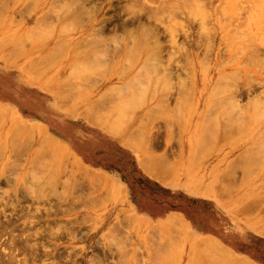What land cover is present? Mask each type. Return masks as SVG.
Returning a JSON list of instances; mask_svg holds the SVG:
<instances>
[{
  "label": "rangeland",
  "instance_id": "obj_1",
  "mask_svg": "<svg viewBox=\"0 0 264 264\" xmlns=\"http://www.w3.org/2000/svg\"><path fill=\"white\" fill-rule=\"evenodd\" d=\"M88 1L80 16L71 0H0V232L10 227L0 253L16 254L11 264H241V254L264 264V0H164L146 21L158 45L120 27L126 1ZM100 128L126 129L146 166L210 199L137 180L134 200L152 217L142 221L123 184L97 169L128 174ZM95 149L96 159L77 157ZM168 210L184 212L181 242L166 236L170 218L157 220ZM201 240L228 259L200 251Z\"/></svg>",
  "mask_w": 264,
  "mask_h": 264
},
{
  "label": "bare ground",
  "instance_id": "obj_2",
  "mask_svg": "<svg viewBox=\"0 0 264 264\" xmlns=\"http://www.w3.org/2000/svg\"><path fill=\"white\" fill-rule=\"evenodd\" d=\"M71 1H73L74 3V5H75V12L74 13H79V12H81V13H83V11L85 10V9H87L86 7V3H89V1L87 2V0H71ZM108 1V0H107ZM124 1H126V3H124L123 5H120L119 6V8H117L118 9V11L115 13L116 15H119L120 13L119 12H127V13H129L130 15H129V17L128 18H126V20H122V21H126V23H120V27H125L126 26V32H127V30H128V33H129V35L130 36H132L133 35V33H132V31H133V27L135 28V30H137L138 28L137 27H142V28H144V30H146V31H144L145 32V35H147V34H149V32L152 34H150L149 36V38H151L152 37V39H153V36H154V38H155V36H156V38L158 39V34H157V26H149L147 23H146V21H148V20H150L151 18H152V13H154V12H156L157 10L158 11H161L162 9H166V8H164V6L162 5V6H160L162 3L164 4V0H160V2L158 1V3H159V5H157V6H153L152 4H153V2H155V0H124ZM188 1H190V2H188ZM185 2H186V4L185 5H187V3H191V0H185ZM161 3V4H160ZM168 3V2H167ZM179 3H182L181 5H182V8H186L185 7V5H184V1L182 2V0L181 1H179ZM194 2H192V5H195V3L193 4ZM140 5H141V9H143L144 10V12H142V13H139L137 10H134V8H137V7H139L140 8ZM172 5V4H171ZM170 5V6H171ZM180 5V6H181ZM183 5H184V7H183ZM167 6V5H166ZM179 6V7H180ZM112 7V6H111ZM191 7H193V6H191ZM73 8V7H72ZM160 8H161V10H160ZM171 9H173L174 8V6L173 7H170ZM176 8V7H175ZM177 10H181V9H179L178 8V6H177V8H176ZM113 10H115V9H113ZM168 10V9H167ZM175 10V9H174ZM157 11V12H158ZM170 11V13H172L173 11L172 10H169ZM172 11V12H171ZM156 12V13H157ZM73 13V12H72ZM74 13H73V15H74ZM175 13V12H174ZM174 13H172V14H174ZM177 13V12H176ZM175 13V14H176ZM191 13V12H190ZM80 14V13H79ZM78 14V15H79ZM155 14V13H154ZM171 14V15H172ZM177 14H179V13H177ZM176 14V15H177ZM182 14V13H181ZM192 14V13H191ZM191 14H189V15H191ZM66 15V14H65ZM64 15V16H65ZM71 15V14H70ZM128 15V14H127ZM144 15H146V16H144ZM176 15H174V16H176ZM182 15H184V13L182 14ZM185 15H186V13H185ZM189 15H187V16H189ZM80 16H81V14H80ZM173 16V15H172ZM63 17V16H62ZM74 17H79V16H77V15H74ZM61 18V17H60ZM187 18V17H186ZM187 20H188V18H187ZM189 21H190V19H189ZM131 26H133L132 28H130ZM137 28V29H136ZM147 29H148V33H146L147 32ZM165 29V28H164ZM165 30H168V33L170 32L169 31V29H165ZM140 31H142V29L140 30ZM144 32H140L141 33V35H142V33H144ZM139 33V34H140ZM128 35V34H127ZM169 35V34H168ZM174 35V34H173ZM172 34L171 35H169V36H173ZM129 36V37H130ZM140 36V35H139ZM175 36V35H174ZM174 36H173V38L172 39H174ZM136 37V36H135ZM146 37V36H145ZM167 37V36H166ZM206 37H208V36H206ZM148 38V37H147ZM155 38V39H156ZM171 38V37H170ZM169 37H167L166 39H170ZM136 39V38H135ZM157 39L154 41L155 43H157L156 41H157ZM165 39V40H166ZM130 40V42H131V46H130V42H129V46L130 47H132V49H134L135 47V45H136V41L134 40V37H131V39H129ZM146 40V39H145ZM144 40V41H145ZM164 40V39H163ZM171 42V41H170ZM169 42V43H170ZM174 42V41H173ZM176 42V41H175ZM174 42V43H175ZM128 45V44H127ZM157 45H158V43H157ZM156 45V46H157ZM176 45V46H175ZM174 45V47L176 48V47H178L177 46V44H175ZM163 47V46H162ZM164 48V47H163ZM135 49H138V47L137 48H135ZM135 49H134V51H135ZM138 51V50H137ZM137 51H136V53H137ZM129 54H131L129 51H127ZM134 53L135 52H133V55H134ZM135 53V54H136ZM141 54V53H140ZM52 55V54H51ZM51 55H50V57H51ZM54 55H52V57H53ZM148 56V58H150L149 57V55H147ZM133 59H134V57L135 56H131ZM144 57V56H143ZM136 59V58H135ZM138 59V58H137ZM145 60L147 59V58H144ZM203 63V62H202ZM204 64V63H203ZM223 77H225V75L223 74V76L221 77V78H223ZM226 78V77H225ZM225 78H223V79H225ZM219 81V80H218ZM217 81V82H218ZM216 82V83H217ZM221 82V81H220ZM217 85H218V83H217ZM216 87V86H215ZM218 87V86H217ZM119 107H124L123 106V104H120V105H118ZM1 110V109H0ZM4 112V111H3ZM7 113V112H6ZM5 113V114H6ZM10 115V113L8 114V116ZM11 116V115H10ZM16 116V115H15ZM13 117H14V114H13ZM14 119V118H13ZM12 119V120H13ZM16 119V118H15ZM17 120V119H16ZM14 122H16V121H14ZM10 123V122H9ZM17 123V122H16ZM11 124H13V121H12V123ZM23 124V122L21 123V124H19V121H18V124H16V125H20L19 127L18 126H16L17 128L15 129V130H13V131H15V133L16 132H18L19 133V131H20V133L19 134H21V131H22V129H24L23 127L25 126H23L22 125ZM11 126V125H10ZM10 126H9V128H10ZM23 126V127H22ZM12 127V126H11ZM21 127V128H20ZM26 127V126H25ZM20 129V130H19ZM17 130V131H16ZM19 130V131H18ZM32 129H30V131H31ZM40 130V128L38 129V132L39 133H41V131H39ZM114 130V129H113ZM24 131V130H23ZM29 131V130H28ZM27 131V133H25V135H27V136H29V132ZM114 131H116V130H114ZM113 131V132H114ZM24 135V136H25ZM30 135H31V137H32V135H33V133L31 134L30 133ZM27 136H26V138H27ZM30 137V136H29ZM42 137H44V136H42ZM45 138V137H44ZM43 138V139H44ZM45 141H47V139L45 140ZM42 143H44V140H42L41 141ZM41 142H40V144H41ZM46 144L47 143H49L48 141L47 142H45ZM44 143V144H45ZM44 144H41V145H39L40 147L43 145V146H45L46 148L48 147V144H47V146L46 145H44ZM136 146H137V144H136ZM52 147V146H51ZM138 147V146H137ZM45 149V148H44ZM38 152H40V150H38ZM146 161V160H145ZM144 161V162H145ZM144 162L142 161L141 162V165L146 169V171L151 175V176H153V177H155V176H157L158 177V175L157 174H159V172H161V170H165L164 169V167L162 166V165H160V164H155V170H153V169H150L151 167H148V166H146L145 164H144ZM97 175V174H96ZM91 176V175H90ZM93 176V175H92ZM91 176V177H92ZM97 176H99V175H97ZM89 177V176H88ZM101 177V176H100ZM90 178V177H89ZM94 178L96 179V177L94 176ZM99 178V177H98ZM88 179V178H87ZM99 179H102L103 180V177L102 178H99ZM98 179V180H99ZM104 179H105V177H104ZM102 180H101V182H102ZM88 181H89V179H88ZM92 181V180H91ZM94 181H92V182H90V183H93ZM97 182V181H96ZM100 181L98 182V183H101ZM89 183V182H88ZM101 184H103V183H101ZM101 184H97L98 186V188H100V185ZM91 185H93V184H91ZM105 186V185H104ZM107 188V187H106ZM97 188H95V190H96ZM101 189V188H100ZM112 189V188H111ZM105 191H106V189H105ZM104 191V192H105ZM112 191V190H111ZM117 191H118V189H117ZM103 192V194H105ZM116 192V191H115ZM106 193H107V191H106ZM107 194H109V193H107ZM97 196H98V194H96ZM106 195V194H105ZM110 195V194H109ZM109 195H107V196H105V197H107L106 199H108L109 198ZM210 195V194H209ZM100 197V196H99ZM104 197V196H103ZM101 198V197H100ZM103 199V198H102ZM102 199H100V200H102ZM105 199V200H106ZM99 200V201H100ZM104 201V200H103ZM102 201V202H103ZM130 220H132V219H130ZM1 221V220H0ZM9 221V220H8ZM8 221H7V223H8ZM133 221V220H132ZM3 221H1L0 223H2ZM10 222V221H9ZM12 222V221H11ZM15 222V221H14ZM4 223V222H3ZM27 223H29V222H27ZM12 224V223H11ZM30 224V223H29ZM166 225H167V223H165ZM164 224V225H165ZM175 224V226H178V227H175V226H172V225H174ZM177 224V225H176ZM7 227L6 228H9L10 229V227H8V224H5ZM12 225H15V224H12ZM165 225V227H166V230H167V233H165V235L166 236H168L170 233H172L173 231H176V228L177 229H179L180 227H181V229L180 230H178L179 232L181 231V234L178 232V231H176V233L174 232V234L175 235H177V233H178V235H177V239L179 240L181 237H178L179 236V234L180 235H183V233H185V230L187 229V226H188V224H187V222L184 220V219H182V217H180V216H172V217H170V219H169V223H168V226H166ZM169 225H171L172 227H170ZM2 226H4V224L3 225H1V228L4 230V229H6V228H3ZM10 226V225H9ZM158 226V225H157ZM157 226H155V227H153V229L152 230H156V227ZM12 227V226H11ZM164 227V228H165ZM167 227H170V228H167ZM173 227H175V228H173ZM189 227V226H188ZM13 228H15V226H13ZM13 228H12V230H13ZM28 228V227H27ZM27 228L25 229V228H22V229H25V230H27ZM155 228V229H154ZM171 228H173L172 229V231H171ZM2 229H1V232H2ZM151 229H150V231H151ZM159 229V230H158ZM157 230L158 231H160V235H161V230H160V228H158L157 227ZM7 231V230H6ZM21 231H23V230H21ZM157 231V232H158ZM182 231H184V232H182ZM0 232V233H1ZM4 232V231H3ZM9 232H11V231H9ZM152 232V231H151ZM165 232V231H164ZM157 234H159V233H157ZM173 234V233H172ZM172 234H170V236L172 235ZM164 235V236H165ZM185 235V234H184ZM27 238V237H26ZM23 239V238H22ZM14 240V239H13ZM17 240V239H16ZM21 240V239H20ZM204 240H206V239H204ZM24 241H25V238H24ZM180 242L182 241V239L181 240H179ZM202 241V240H201ZM11 242V241H10ZM22 242V241H21ZM27 242V244L29 243L28 241H25L24 243H26ZM204 241H202V243H203ZM12 244H14L13 242H12ZM10 245H11V243H10ZM29 245H30V243H29ZM33 245H34V243H33ZM201 245V244H200ZM16 246V245H15ZM12 246H8L7 248H11ZM30 247L32 248V244L30 245ZM34 248H36L35 246H33ZM12 248H14V246L12 247ZM5 249V248H4ZM200 251H210V253L211 252H214V254H216V252L218 251V254H219V256L221 255V256H223V257H221L222 259H220V260H224L225 258L226 259H228V254L227 253H225L226 251H223L222 249H220V248H218V245H217V243L216 242H214V241H208L207 243H206V241L203 243V245L200 247ZM0 250H2V248L0 249ZM6 250V249H5ZM32 250V249H31ZM15 251V250H14ZM220 251V252H219ZM8 252H10V251H8ZM12 252V251H11ZM33 252V251H32ZM35 252H36V250H35ZM195 252V251H194ZM1 253H3V256H6L5 254H7V252L6 251H2ZM0 253V254H1ZM5 253V254H4ZM15 253V252H14ZM31 253V252H30ZM221 253V254H220ZM59 254V253H58ZM227 254V255H226ZM14 255V254H13ZM16 255V254H15ZM15 255H14V257L13 256H10V254L8 255L7 254V259L5 258V259H2L3 257L2 256H0L1 258H0V264H11V262L12 261H16L18 258H16L15 257ZM18 255V254H17ZM213 255V254H212ZM24 256H25V254H24ZM23 256V257H24ZM28 256V255H27ZM30 256V255H29ZM32 256V255H31ZM31 256H30V258H31ZM35 256H37V254H35ZM40 257H41V255H39ZM22 257V258H23ZM26 257V256H25ZM214 257H215V255H214ZM225 257V258H224ZM16 258V259H15ZM22 258H20V259H22ZM29 258V257H28ZM32 258H34L33 256H32ZM31 258V259H32ZM39 258V257H38ZM58 258H60V255H59V257ZM216 258V257H215ZM224 258V259H223ZM26 262L28 261V260H26L25 258H23ZM35 259V258H34ZM19 260V259H18ZM17 260V261H18ZM23 260V261H24ZM40 260V259H39ZM42 260V259H41ZM40 260V261H41ZM216 260L218 261V259L216 258ZM219 260V261H220ZM230 260V259H229ZM30 261V260H29ZM28 261V262H29ZM32 261V260H31ZM27 262V263H28ZM33 263H34V261H32ZM38 261H36V263H37ZM45 262V264H46V261H44ZM17 262H15V264H16ZM20 263V262H19ZM26 263V264H27ZM40 263V262H39ZM47 263H49V261L47 262ZM20 264H23L22 262L20 263ZM241 264H251V262L248 260V259H246V258H244L243 259V262L241 263Z\"/></svg>",
  "mask_w": 264,
  "mask_h": 264
},
{
  "label": "crops",
  "instance_id": "obj_3",
  "mask_svg": "<svg viewBox=\"0 0 264 264\" xmlns=\"http://www.w3.org/2000/svg\"><path fill=\"white\" fill-rule=\"evenodd\" d=\"M86 123H88L93 128H99V127H96L97 125H95L93 123H89L87 120H86ZM101 130H102L101 132L106 136V138H108L112 142H116L118 144V146H120L123 149L124 153L126 154V161H127V163H126V171L128 170V174H126V178H125V176L124 177H120L118 175V172H117L118 169H116V168H114L116 171L113 170V172H109L106 169L104 170L101 167H98L97 169H100L101 171L106 172V175L108 177H112L114 179H118V181H120L123 184L124 189L126 190V196H127L126 200H128L126 202V207H128V206L129 207H133L136 210V213H138V216L142 219V221L146 222L149 219L151 220L152 217L147 212L140 210L141 205L140 204L138 205L136 203V201L134 200L135 193H133V192L135 190L133 189V185L132 184L134 182L136 183L137 180H138L137 182L142 181L143 183H147V181H150L154 185L158 184V185H160V186H162L164 188H166V186H169V185H174V187H176V188L180 187L181 188L180 190L184 193L185 197L186 198H190L191 200H193L194 198H200V199H203V200H209L210 199V197L207 196L206 193L205 194H200V193H196L193 190L189 189L188 187H186L185 185H183L181 183V180H179V179L177 180L174 177V174L167 173V172H165V170H161V172H159V174H157L158 177L157 176L153 177L154 175L151 176L146 171V169L141 165L142 161L143 162L145 160L147 161L146 156L142 152L135 151L132 148L126 146V129H124V131H123V133L121 135V138L116 137V136L112 135L111 133H108L103 128ZM77 153H78L77 157L80 158L82 161H90V160L96 159L98 157V151L96 149L94 150V152H90V153H86V154H82V153L79 154V152H77ZM146 161L144 162V164L146 163ZM90 167H93V166H90ZM139 192H141V190H139ZM138 195L140 197L147 196L144 193H138ZM151 200H156V199L154 197ZM158 202H160V204H162V205H163V203H164V205H166V203H165L166 201L162 200V202H161V201L158 200ZM180 213H184V212L179 211V210H168V212H166L165 214L163 213L164 216H160V218H158V219L156 218V219L158 221H162V217H165V219H167V218L171 217V214H175L174 216H176L177 214L180 215ZM182 219H184V218H182ZM245 257L241 254V256H239V259H243ZM247 258L248 257H246V259Z\"/></svg>",
  "mask_w": 264,
  "mask_h": 264
}]
</instances>
